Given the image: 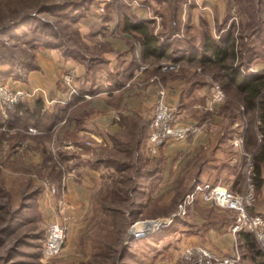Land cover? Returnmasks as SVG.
<instances>
[{"label": "rangeland", "instance_id": "rangeland-1", "mask_svg": "<svg viewBox=\"0 0 264 264\" xmlns=\"http://www.w3.org/2000/svg\"><path fill=\"white\" fill-rule=\"evenodd\" d=\"M91 2L94 1L88 0V8L81 10L83 12L80 19L76 15L71 19L58 8L41 10L38 0H0V84L7 83L13 88H21L16 87V84L28 81L31 72L40 69L45 63V51L54 50L55 47L44 45L49 43L62 42L64 48L68 47L70 54L57 55L73 63H82L86 69V73L78 75L76 68L68 64L62 71L55 72L54 77L58 79L59 85L65 87V92L61 95L52 93L44 86L21 88L29 92L37 89V92L12 106L0 104V136L9 141L25 139L27 131L30 132V126L34 125V120L29 121V115L32 110L35 111L38 99H43L44 115L46 112L47 116L55 115L57 110L64 106L67 110L64 117H71L72 113H76L77 119L81 120L80 125L86 127L90 104L88 97L93 91L92 88L89 89V85L93 84L92 81L97 79L101 72L115 76V86H119L123 81H130L129 84L141 87L146 73L153 67L152 70L156 74L152 81L157 90V98L150 111H154L159 91L164 90L166 96L168 95L167 81H177L176 90L183 88L181 94L188 90L185 100L177 97L175 101L167 100L168 103L177 108L180 121L201 124V133L206 129H213L214 132L219 131L221 127L226 129L225 140L237 148L243 162L239 165V170L237 169V184L228 181L222 183L233 189L239 185L240 189L236 191H242L246 184V161L242 149L234 140L239 135H244V148L253 154L254 160L261 143L258 134L257 140H254L253 134L260 122L259 109H249L242 94L235 87H225L226 80L217 65H202L197 62L194 64L186 58L177 59L184 53L180 48L202 46L201 41L205 33L216 39L233 33L237 55L235 59L230 58L228 61L243 72H263L264 0L259 5V8L263 9L261 12H256L253 5L249 7L252 3L257 7V0H128L132 3L133 13L137 4L148 9L155 18H150L154 31L160 33L164 30L172 37L169 55L159 59L152 58L153 61L142 56L133 58L128 71L139 67V77H132L131 73L121 74L119 71L123 68L119 65V56L112 51L113 43L123 40L119 26L125 7L115 0ZM251 13L253 17H249ZM27 17L29 19L22 23V19ZM47 23L50 25L47 26ZM82 26L89 27L90 32L83 33ZM58 29L64 31V37L57 38L52 35ZM168 36H164V39ZM132 41L135 43L137 39L133 38ZM69 46L75 49H69ZM51 58L55 60L54 57ZM110 58H115L116 63L110 64ZM31 64L38 67L29 71ZM165 64L167 68L163 69ZM21 75L22 78H19ZM183 79L186 81L185 85L179 84L178 81ZM215 83L225 88L223 89L226 98L221 102L212 103L210 95ZM174 93L177 95V92ZM16 112L25 113L20 116L26 117L27 127L22 123L23 120L20 124L13 121L11 116ZM221 114L225 117H220ZM54 115L49 116L48 123ZM45 120L47 121V118ZM72 133L61 136L59 140L52 132L43 136L49 144L53 159L42 167L33 166L31 154H34V151L29 152L22 148L16 150L18 152L13 156H9V147L1 146L0 152L3 156L0 160V264H190L181 257V252L184 247L194 244H183L177 239L178 233L184 235L186 232L185 224L190 218V209L185 215L178 214L180 203L187 192L184 188L186 183H165L147 176L146 169L157 165L158 159L163 161L160 157L163 150L161 155H158L161 149L154 155L148 149L149 130L148 136L146 134L143 139L144 150L141 156L139 151L135 155L134 150L101 151V157L114 154L126 159H116L110 163L116 166V170L103 171L104 168L101 167L103 176L93 188L90 198L83 194L79 207H72L69 199L65 198L67 186L62 181L73 169H76L78 174L85 172L93 146L88 143L91 134ZM197 135L166 144L173 146L171 158L173 165H177L175 172L181 170L186 156L184 145L177 143L190 141ZM129 138L130 136H125L121 140L122 143L130 141L131 145H135L134 142L139 138L138 133H133L130 140ZM70 139L74 143H70ZM63 142L64 145L61 144ZM111 160L107 157L106 163ZM120 161L127 167L120 169ZM26 163L31 165L27 166ZM136 164L138 167L140 164L143 166L140 168L142 173L136 172ZM61 175L62 178L59 179ZM129 177L132 178L130 181ZM136 180L138 187L128 192V185L132 187ZM53 187H56L58 192L51 194L49 191ZM61 199L64 205L59 204ZM206 203L221 210L225 219L228 218L231 223L234 221V211L212 202ZM62 210L70 214L68 237L59 254L47 256L44 251L47 226L52 219H60ZM258 210L264 212V186L261 189L256 187L253 211ZM151 219H170L171 222L158 226L143 237L130 238L133 225ZM245 249L249 251L247 243ZM245 249L240 245L241 264H254L251 256L245 257Z\"/></svg>", "mask_w": 264, "mask_h": 264}, {"label": "crops", "instance_id": "crops-1", "mask_svg": "<svg viewBox=\"0 0 264 264\" xmlns=\"http://www.w3.org/2000/svg\"><path fill=\"white\" fill-rule=\"evenodd\" d=\"M93 1L95 2V0ZM134 9V14L139 19H155L143 5L137 4L134 6ZM81 28L83 33L90 32V28L87 26H82ZM121 37L124 41L121 40L122 42L120 41V43H115L117 42L115 41L112 47L113 54L119 56V65L123 68L119 72L123 75L131 73L130 75H132V77H139V67L134 68L132 71H128L133 58L142 56L147 58V60H153L150 57L144 56L145 50L140 41L137 40L133 43V38L137 39L133 32L122 30ZM45 53H47V56L43 57L45 63L41 65L40 69L31 72L28 81L18 82L16 87L30 89L35 86H44L51 90L52 93L61 95L65 92V87L64 85H59L58 79L54 77L55 72L62 71L68 64H71L76 68L78 75L86 73V69L82 63H73L57 55L59 53L63 54L57 48H54L52 51H45ZM48 55L54 57L55 60L52 59L51 56L48 57ZM114 60L115 58H110L109 63H116ZM152 68L146 73V77L144 78L145 81L142 83L141 87H137L135 84H129L130 81H123L119 86H115V76H110L107 72H101L99 77L92 81L93 84L91 83L92 85H89V89L92 88L93 91L89 93L88 97L90 104L86 116V127L80 125L81 120L77 119L76 113H72L73 110L71 109L73 115L71 117L67 115L61 118L52 128L51 132L58 136V140L61 136L73 134L72 132H86L92 136L88 138L89 145L93 146V149L89 155L85 172L81 171V173L78 174L75 172L76 169H73L62 181L63 184L67 186L65 198L67 200L69 199L72 207L80 206L83 200V194H86L89 198L92 196L93 188L96 187V183L103 176L100 169L104 168L103 171L116 170V166L110 163L116 159H126L123 156H115L114 154L108 156L103 155L104 157H101V151L123 150L127 152V150H134L133 152L135 155L138 151L140 152L138 154L140 156L142 155L144 150L143 142L138 143L136 141L134 142L135 145H131L130 141L122 143L121 140H123L125 136H130L128 139L130 140L132 134L138 132L142 120H150L151 118L150 114L152 112L150 109H152L157 98V90L152 81L156 73ZM180 81L181 82L178 81L179 84L183 83L185 85L186 81H184V79ZM176 86L177 81H167L169 92L166 98H168V101H175L177 97L185 100L188 90L184 92L185 94H181L183 88L178 91L176 90ZM174 92H177V95H175ZM220 117L223 118L225 115L221 114ZM64 120L66 121L64 122ZM31 127L36 128L38 131H27L28 134L26 133L25 139L20 141H9L0 136V149L2 145L9 147L10 151H8L7 154L9 156H13L14 153L18 152L16 150L22 148L29 152L34 151V154H31L33 156L32 160L34 161V164H32L33 166L42 167L44 164L42 150L44 146L49 144L47 141L40 140L41 136L45 133L43 128L36 125H31L30 128ZM222 129L221 127L219 131L215 132L213 129L210 131L206 129L204 133H200L190 141L177 143L184 145V154L186 155L184 165L178 173L175 172L176 169H174L177 165H173V160L171 158V156H173V146H163L158 153V155H161V151L163 150L160 156L163 159L161 169L150 178L155 179V181L173 183L180 177H186V179H188L193 175L202 181L205 179L208 181H219L220 183H222V181H228L232 184H237V179H235L238 176L237 169L239 165H242L243 159L237 151V148L233 147L232 143H228V141L221 139L220 135ZM72 139L69 140L70 143H74ZM61 144L64 145V142ZM2 156L3 154L0 152V160ZM107 157L112 159L109 163H106ZM26 164L27 166L31 165V163ZM234 189L239 190V185H236ZM189 209L190 218L185 224L187 226V229H185L186 232H184V235L178 233V241H182L183 244L205 243L211 249L223 254L234 253L237 246L240 250V245L242 249H245L244 238L239 234L235 235L231 231L233 222L231 223L228 218L225 219L224 213L221 210L211 206L200 198H198ZM257 212H261V210ZM243 252L245 253V257L250 258L251 253L249 251L245 249Z\"/></svg>", "mask_w": 264, "mask_h": 264}, {"label": "trees", "instance_id": "trees-1", "mask_svg": "<svg viewBox=\"0 0 264 264\" xmlns=\"http://www.w3.org/2000/svg\"><path fill=\"white\" fill-rule=\"evenodd\" d=\"M115 2L121 3L125 8L124 11L121 14V21H120V29L125 31L133 32L135 37L138 41L141 42V44L144 47L145 50V57H150L153 59H159L164 56L169 55L172 40L170 34H167V31H161L156 32L153 29V21L152 20H144L139 19L137 16L131 11V2H128V0H115ZM38 4L41 5L43 11L46 10H52V9H59L62 10V14L67 15L68 17L75 18V15L79 18L81 13L85 7L88 8V0H38ZM262 4V0H257V4L255 7V3H252L249 5H253L254 8H256V12H261L263 9L259 8V5ZM52 5V6H51ZM255 11V10H253ZM64 16V15H63ZM253 17V13L249 15V17ZM29 17L22 19V23L27 21ZM80 19V18H79ZM252 19V18H251ZM264 22V18L262 19ZM75 22L77 21L74 20ZM174 24H177V21L174 22ZM50 24L47 23V26ZM181 27V26H180ZM179 27V28H180ZM254 30V29H253ZM64 31L57 30V32L53 33V36H56L57 38L64 37L63 34ZM164 36H168L167 39H164ZM202 46L199 47H189V49H183L180 48L179 50H184V53L182 56H180L177 60H184L185 58L189 61L193 62L194 64L197 62L202 65H217L218 68L223 72V76L225 81V87L231 88L232 86L235 87L243 96V100L245 101L247 107L249 109H259V117L260 122L257 125L256 132L254 131V140H257V134H261V143L259 145V148L255 154L254 157V180L257 189H261L264 186V176H263V169H264V71L263 72H243L241 68L234 65L233 63H230L228 60L230 58L235 59L237 55V51L235 48V37L233 33H230L228 35H225L223 37H220L219 39H216L209 33H205L203 41H201ZM65 44V43H63ZM49 45L52 47H55L59 49L64 55L68 56L70 54L68 47L64 48L62 45V42L58 43H49L44 44ZM69 49H75L73 46H69ZM233 62V61H232ZM37 65H29V71L36 69ZM22 78V75L19 77ZM224 88V87H223ZM225 89V88H224ZM42 105H43V99H38L37 105L35 106V111L32 110L29 115V121L34 120V125L41 127L45 130V133L41 136L40 140L45 141L43 139L44 135L47 133H51V130L53 128V124L55 125L61 118L65 116V112L67 111L64 106H61L57 112L54 114V117L51 119V121L48 123L47 112L45 115L42 112ZM20 109L22 107H19ZM24 115L23 112H16L13 113L11 118L13 121H15L17 124L22 122L27 127V120L26 117H21L20 115ZM47 118V121L45 120ZM26 121H25V120ZM15 123V124H16ZM19 123V124H20ZM51 123V124H50ZM16 126V125H15ZM150 129V120H142L141 126L138 128V136L137 142H143V139L145 138L146 134L148 136V130ZM226 129H222L221 133V139H226ZM17 140V139H14ZM13 140V141H14ZM43 156H44V164L46 165L49 160L53 159L51 157V149L48 147V145L43 147ZM156 164L151 169H146V174L148 177H152L155 173L159 172L161 169L162 161L160 159L156 160ZM120 169L127 167L123 162L120 164ZM129 165V164H128ZM137 169L136 172L140 174L143 171L140 170L141 164L138 167V164H136ZM143 167V166H142ZM117 168L118 170H120ZM121 171V170H120ZM145 171V170H144ZM239 174V173H238ZM243 174V173H242ZM62 178V175L59 177V179ZM132 178L129 177V181ZM178 183H186L185 191H187L185 194L190 192L197 182L201 181L197 179L196 176L191 175L188 179L186 177H180L178 180ZM136 183L131 187V185L127 187L128 192L130 190H134L138 187ZM211 182V181H209ZM219 181H212V183H218ZM220 183V182H219ZM184 194V195H185ZM189 211V210H188ZM250 211L254 213L253 206L250 207ZM241 237L244 238L245 243H247L250 251L251 258L254 262V264H264V254L263 252L258 248L256 240L252 232L248 229H244L242 232L239 233ZM41 237V236H40ZM241 264V262L239 263Z\"/></svg>", "mask_w": 264, "mask_h": 264}, {"label": "built area", "instance_id": "built-area-1", "mask_svg": "<svg viewBox=\"0 0 264 264\" xmlns=\"http://www.w3.org/2000/svg\"><path fill=\"white\" fill-rule=\"evenodd\" d=\"M144 68L145 67H142V69ZM166 68L167 64H165L163 69ZM36 92L37 89H34L33 92H29L25 89L13 88L7 83L0 84V104L2 106H12L21 100L26 99V97L34 95ZM225 98L226 93L224 89L220 84L215 83L211 90V102H221ZM179 118L177 108L168 103L165 91H159V98L155 104L150 119L148 136V149L152 154H157L159 149L170 141L185 140L201 133L203 130L201 124L182 122ZM37 131L38 130L34 127L30 128V132ZM258 137L261 138L260 133H258ZM244 138V135H239L234 140V143L242 149L243 154L245 155L246 163L244 175L246 184L244 189L242 191H236L226 183L199 181L181 201L178 214L185 215L190 206H192L198 198L202 199L204 202H212L219 207L232 210L235 212V218L231 225V231L235 235H238L244 229L250 230L254 235L260 250L264 254V212L253 213L250 211V207L253 206L256 200V184L254 180L253 154L245 150L243 144ZM56 192H58L56 187L51 188L49 191L51 194ZM59 204H63L62 199ZM61 212L60 219H52L47 226L44 243V251L47 256H56L59 254L68 237L70 214L63 210ZM169 222H171L170 219L162 220L157 225H167ZM153 229H144L137 233L135 238L143 237ZM181 257L190 264H239L241 254L238 246L234 253L223 254L206 245L194 244L184 247L181 252Z\"/></svg>", "mask_w": 264, "mask_h": 264}, {"label": "bare ground", "instance_id": "bare-ground-1", "mask_svg": "<svg viewBox=\"0 0 264 264\" xmlns=\"http://www.w3.org/2000/svg\"><path fill=\"white\" fill-rule=\"evenodd\" d=\"M161 221H162L161 219L139 221L131 227V233L137 235V233L143 231L144 229L146 230L148 228L150 229L156 228L158 226L157 224Z\"/></svg>", "mask_w": 264, "mask_h": 264}, {"label": "water", "instance_id": "water-1", "mask_svg": "<svg viewBox=\"0 0 264 264\" xmlns=\"http://www.w3.org/2000/svg\"><path fill=\"white\" fill-rule=\"evenodd\" d=\"M135 234L134 233H131V235H130V238H135Z\"/></svg>", "mask_w": 264, "mask_h": 264}]
</instances>
